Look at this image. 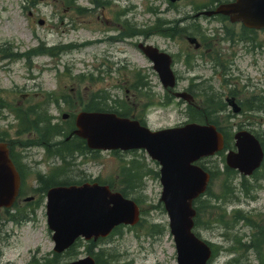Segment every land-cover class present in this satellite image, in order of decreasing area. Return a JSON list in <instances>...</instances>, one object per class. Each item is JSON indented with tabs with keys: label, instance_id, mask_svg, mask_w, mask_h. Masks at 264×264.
Wrapping results in <instances>:
<instances>
[{
	"label": "rangeland",
	"instance_id": "1",
	"mask_svg": "<svg viewBox=\"0 0 264 264\" xmlns=\"http://www.w3.org/2000/svg\"><path fill=\"white\" fill-rule=\"evenodd\" d=\"M108 1L110 3L105 7L98 8L91 5L89 0H76L78 6L86 7L90 11L81 16L82 14L77 15L71 6L59 0H0V47L12 43L20 52H27L38 48L41 43L46 47H54L106 40V43L89 44L57 58L35 57L32 66H28L24 60L13 63L0 61V101L14 106L20 104L22 108L41 104L44 109L37 112L47 110L49 116L54 119V124L62 127V115L69 112L61 99L63 95L72 94V89L79 93L77 112L80 111L81 104L84 106L91 100L93 94L104 90L111 99L106 101L107 106L121 109L115 101H125L129 112L139 113L153 130L173 128L188 122L190 119L186 110L187 104L180 102L174 95L172 97V94L163 88L152 63L135 48L134 43L140 42L138 38L107 42L109 38H118L122 31L121 25L127 20L143 26L155 21L156 16L148 12L149 8L154 7L166 12L164 10L167 5H149L148 0ZM189 9L190 6L184 3L177 7L175 12L163 13L162 17L167 20L180 19L187 15ZM42 20L44 23L41 25ZM110 22L114 24L113 27L107 24ZM200 22L206 29L221 25L219 22L208 23L204 19ZM150 43L173 55L174 69L179 80L177 91L187 90L193 79L196 82H204L206 87L212 86L219 94L229 91V87L226 88L220 78L221 71L213 69L212 61L197 55L192 61L195 68L187 66V56L195 53L190 50L185 38L153 37ZM138 72L146 76L150 88L143 89L144 95L134 90L127 94L132 90ZM80 76H83V79L79 80ZM230 79L238 91L243 92L242 87L246 86L248 96L264 93V55L258 56L256 67L246 66L241 62L239 67L231 68ZM147 93L155 104L144 108L145 104L150 102L145 97ZM50 96L59 99V103H50L53 99H50ZM170 97L171 103L163 106L161 103H166ZM225 116L227 117V114ZM4 117L8 119L0 120V126L8 130L13 140L20 138L16 134L18 123L13 113L2 108L0 118ZM220 117L221 115L219 120ZM220 121L225 124V121ZM228 123L233 131L242 126L244 129H252L264 139L263 113H256L250 118L242 114L232 116ZM34 134L30 140L39 138L37 133ZM62 137L65 139V136ZM29 149L17 148V152L23 153V157L17 153L20 163L31 171H25L26 183L21 200L18 201V208L23 210L22 214H27L31 221L17 225L5 212L0 211V264H45L53 254L55 244L47 223V201L41 197L45 185L37 182L34 173L48 176L54 166H60L61 163L57 158L47 160L44 149ZM134 159H137L147 172L143 178L142 190L134 193L128 190L129 197L140 200L144 224L139 228L123 229V232L101 240L96 250L111 252L117 264H177V249L169 228V217L160 201V167L145 151L122 152L117 156L111 152H103L97 156L87 154V159L78 156L69 174L66 172L57 177L56 182L76 183L102 178L110 180L116 188L125 186L126 189L128 184L123 183L122 169L127 162ZM202 162L207 169L221 172L217 174L210 188L213 195H219L224 187L223 156L204 159ZM238 176L233 175V186L236 188L234 202H213L226 208L228 218L234 210H241L245 215L259 221L264 217V180L259 183L262 188L254 192V197H249L239 191L242 178L239 174ZM249 182L253 184L254 179ZM29 197L35 200L32 206L26 205L25 199ZM230 221L231 229L227 230L222 224L214 223L213 217L206 214L202 216V223L195 230L203 240L218 248L219 255L212 264H259L256 254L242 248L237 241L240 237L243 243L249 242L253 234L251 227L244 223L234 224L231 219ZM231 246H235L237 252L227 251ZM87 247V242L80 241L74 252L58 259V264L88 256ZM236 259H239V262L235 261Z\"/></svg>",
	"mask_w": 264,
	"mask_h": 264
},
{
	"label": "water",
	"instance_id": "2",
	"mask_svg": "<svg viewBox=\"0 0 264 264\" xmlns=\"http://www.w3.org/2000/svg\"><path fill=\"white\" fill-rule=\"evenodd\" d=\"M264 5L258 12L264 13ZM216 13H222L219 9ZM261 19V18H259ZM264 25V20H257ZM145 52L155 63L163 85L174 88L176 81L167 54L147 47ZM179 97L189 99L185 94ZM79 137L88 146L102 150L145 149L162 165L161 183L164 202L175 237L179 264H207L211 248L192 233L196 211L193 202L205 193L209 175L194 163L223 149V140L214 126L187 125L183 128L153 133L138 122L120 119L116 115L82 113L77 117ZM238 152H230L228 166L251 175L263 160L259 141L248 132L236 136ZM20 188V177L7 150L0 143V208L10 207ZM48 222L55 232V251L62 253L79 237L87 240L107 237L121 225H135L140 219L137 204L108 187L84 185L58 187L48 193ZM72 264H95L91 257Z\"/></svg>",
	"mask_w": 264,
	"mask_h": 264
},
{
	"label": "flooded vegetation",
	"instance_id": "3",
	"mask_svg": "<svg viewBox=\"0 0 264 264\" xmlns=\"http://www.w3.org/2000/svg\"><path fill=\"white\" fill-rule=\"evenodd\" d=\"M148 1L151 3H164L169 5V7L164 10L166 11L165 13L175 12L177 9V3L171 4L169 0ZM184 3H187L188 6H190L187 13L189 19H192L195 22L204 19L208 23L219 22L221 24L217 28L203 30L209 39L204 40L200 35L198 37L196 36L201 43V48L196 50L197 52L204 50L207 55L212 57V52L216 48L219 54L213 63L220 67L221 70L226 69L227 65L230 69L233 67H239V63L241 62H244L246 66L250 67L257 66L258 56L264 55V26L257 21L259 17L258 5H264V0H185ZM221 5H236L235 14L232 13L229 15H218L213 17H208L203 14V12L214 11ZM197 14L201 15L196 16ZM155 15L157 16L156 19L160 25L162 10L155 9ZM158 24L155 23L148 28H138V30L141 34H147V36L151 38L152 36L159 35L161 30ZM248 24H253L254 27ZM189 33L194 32L190 31ZM229 72H231V70ZM229 81L231 80L229 79ZM197 88L200 89L199 87ZM189 91L195 98V101L190 107H198L196 106L198 93L193 87L190 88ZM228 98L235 100L238 106L241 107V112H251L244 108L241 96L233 94H231L230 97L225 96L224 101H222L220 105L221 110H215V112H234L233 107L228 102Z\"/></svg>",
	"mask_w": 264,
	"mask_h": 264
},
{
	"label": "trees",
	"instance_id": "4",
	"mask_svg": "<svg viewBox=\"0 0 264 264\" xmlns=\"http://www.w3.org/2000/svg\"><path fill=\"white\" fill-rule=\"evenodd\" d=\"M76 46L74 45H70L67 47H64V49L71 50L74 49ZM61 52V48H52V49H43L41 48L40 50L35 51L36 54H40V53H48L51 56H57L58 54H56V52ZM53 96H50V99H52ZM64 101L66 104L70 105L73 103L72 100V96L71 95H67L65 97H63ZM106 99H108V97L99 92L96 93L92 96L91 101L85 106V110H94V111H106L109 110L110 108H107V104H106ZM211 97H210V101H211ZM54 102L56 104L59 103L58 99H54ZM1 106L6 107L11 109L13 112H15V116L19 122L18 124V128H17V136H23L24 134L30 133V132H36L39 136L38 140H37V144L42 145V144H51V142L56 139L58 137V135H61V133L64 131V127H61L58 124H53L52 123V118L46 114L45 112H37L36 110L41 108L40 106H36V107H28V108H22L20 106H13L9 103H0V109ZM120 108H122L123 110H119V112H129V109L123 106H120ZM118 111V110H115ZM214 113L215 112H189L190 118L192 121H199V120H204L205 118H207L209 121L213 122L212 120H214ZM264 113V112H263ZM66 125L72 129L73 128V123L71 122H67ZM9 138V133L7 132H0V141L4 140V139ZM60 144L57 145L59 146L60 149L57 150L58 153H64V152H68V148H70V146L72 145L73 147H75L74 142H59ZM54 144H52L53 146ZM61 146H64V148H61ZM77 151H79L80 153H83V151H88L87 148L84 145V142L77 140ZM15 163L21 167L20 164L17 163V161H15ZM228 172H230L227 169ZM124 173L126 176V180L129 182L128 185L126 186V189L122 188L121 192L123 194H125L126 196L130 195L131 191L132 193L137 191V190H141V188H143V177L144 174L146 173L142 170V168L138 169V167L135 166V164H133V166H131L130 168H124ZM22 178H25V175L22 174L21 175ZM56 179H44L41 178V183L44 186V190L43 193H45L49 187H51V185H54ZM111 187H115L113 184H110ZM227 189H229L228 187H226ZM129 190V191H128ZM42 193V194H43ZM137 202H139L138 199H136ZM208 205L207 203H203V202H199L198 203V217L196 220L197 225L200 224L201 222V218L204 215L205 211L207 210ZM210 208L213 209H217L213 206H210ZM217 210H220L219 208ZM221 211V210H220ZM21 212L18 210L17 211V215L13 216L12 219H16V217H18V215ZM238 213H236L237 215ZM224 217V216H223ZM237 217V216H236ZM236 217L234 218V220H236ZM248 223L250 225H252L256 231L255 234H257V241H258V250L260 251V245L262 243V236L264 237V222L258 224L252 220H248ZM144 224V220H142V222L140 223L139 227L143 226ZM121 230L118 229L117 231ZM116 231V232H117ZM95 247H97V245L95 243H91L90 246L88 247V252L89 254L93 255L96 263L97 264H117L115 262V258L113 257L112 253L110 252H106L105 250H99L98 252H95ZM71 253H69L70 255ZM60 258V256L56 255L52 260H54L52 263L50 261V259L47 261V264H58V259ZM262 264H264V260L262 262Z\"/></svg>",
	"mask_w": 264,
	"mask_h": 264
}]
</instances>
